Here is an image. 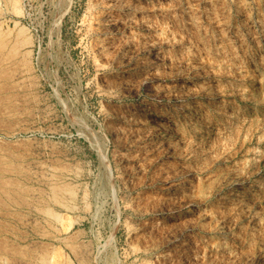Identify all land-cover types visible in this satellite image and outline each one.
Masks as SVG:
<instances>
[{
    "label": "rangeland",
    "instance_id": "374dc122",
    "mask_svg": "<svg viewBox=\"0 0 264 264\" xmlns=\"http://www.w3.org/2000/svg\"><path fill=\"white\" fill-rule=\"evenodd\" d=\"M22 2L0 122L76 195L0 200V264H264V0Z\"/></svg>",
    "mask_w": 264,
    "mask_h": 264
},
{
    "label": "bare ground",
    "instance_id": "6f19581e",
    "mask_svg": "<svg viewBox=\"0 0 264 264\" xmlns=\"http://www.w3.org/2000/svg\"><path fill=\"white\" fill-rule=\"evenodd\" d=\"M4 1L6 3L7 10L9 12H11V14H13L15 17H21L24 15V4H23L22 0H4ZM14 23H15V25L13 28H11V27L4 28L3 25L0 23V92H1V89H3V87H4V86H2V84H4L5 82H7L9 80L10 81L14 80V78L16 79V77H19V78L25 77L26 78L28 76H25V75L32 71L31 65H30V58H29L28 52L26 50V47L31 44V40L27 34L25 26H23V25L21 26L19 21H15ZM31 78L32 77H30L29 79H31ZM29 79H24V80L26 82V80H29ZM24 80H22L21 82H23ZM30 81H32V80H30ZM14 82L16 83L15 80H14ZM17 82L19 83L20 80L18 79ZM22 84H19V85H22ZM24 87H25V85H24ZM5 88L6 87H4V89ZM7 88L9 91V89L12 90V88L14 89L15 87L14 86H12V87L7 86ZM7 88L5 89V92H6ZM20 88H22V87H20ZM25 89H27V88H25ZM13 93L9 94V96H8L9 100H10V96H12L11 98H14L12 95ZM4 95H6V94H4ZM4 97H5V100L7 101L6 98H8V97L7 96H4ZM0 98H1V96H0ZM2 101H3V99H2ZM10 101H11V103H13L12 100H10ZM7 103L8 102H6V104H5L6 106L10 105ZM1 105H3V104H1ZM12 105H14V104H12ZM13 118L16 119L15 117H13ZM2 119H4V118H2ZM0 121L2 122V120H0ZM1 122H0V126H2ZM7 123H5V126L2 123L3 126L0 127V200L1 201H11V202H14L15 204H17L18 206H20L25 201H27V203H28V200L30 201L32 199L44 198L47 195V197H50L55 203L61 205L62 207H65V208L72 207L74 205L73 200H74V197L76 195L75 194V188L71 184H67L68 182L64 184L63 183L64 181H62L64 179L58 175L57 176L60 179L62 178L61 179L62 183H60L61 181L59 183H57L56 179H54L56 181L54 183L53 179H51V178L54 177V175H55L54 178H56L57 173L56 174L54 173V175L52 177L50 176L51 177L50 180L48 178L46 179V182L51 185L50 191L48 190L49 192H46V190L44 191L43 188L42 189L41 188L39 189V187L35 188L36 184L33 185L34 180L27 173H25V171L23 169H20V167L18 168L16 166V164H18V163L26 162L28 160H31V159L41 155L42 149L40 146L36 145V143L33 142V140L20 139L19 138L20 133L14 129V127H13L14 125L11 126V123H10L9 126H6ZM161 126H164V124H161ZM100 153H102V152L100 151ZM102 157L105 158L106 156H102ZM108 171H109V169H108ZM58 177H57V179H58ZM45 178L46 177H44V179ZM37 182H39V180H37ZM43 182L46 183L45 181H43ZM48 184H46V185L48 186ZM9 204H11V203H9ZM45 209H43L42 212L45 211ZM46 211L50 214L51 217L54 216L53 219L56 218L60 221L65 220L64 216L53 212L50 208H47ZM16 216H19V215H16ZM0 227H1V225H0ZM8 228H10V227H8ZM1 232H2V229H1ZM2 249H3V247H2ZM8 252H9V250H8ZM17 256H18V254H17ZM45 257H43L44 258L43 260H42V258H40V260H39V261H42V264H56L54 261L55 257H51V256L48 258L47 257L45 258ZM29 264H31V263H29Z\"/></svg>",
    "mask_w": 264,
    "mask_h": 264
}]
</instances>
